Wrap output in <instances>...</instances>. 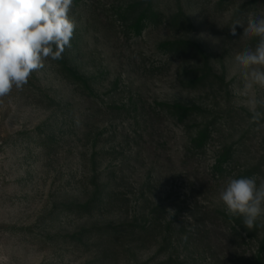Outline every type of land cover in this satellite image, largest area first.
Returning a JSON list of instances; mask_svg holds the SVG:
<instances>
[{
	"label": "rangeland",
	"instance_id": "374dc122",
	"mask_svg": "<svg viewBox=\"0 0 264 264\" xmlns=\"http://www.w3.org/2000/svg\"><path fill=\"white\" fill-rule=\"evenodd\" d=\"M250 14L264 0H74L63 58L0 99V264H264V215L245 230L219 196L264 180V89L235 60L259 38L230 33Z\"/></svg>",
	"mask_w": 264,
	"mask_h": 264
},
{
	"label": "clouds",
	"instance_id": "9594fccd",
	"mask_svg": "<svg viewBox=\"0 0 264 264\" xmlns=\"http://www.w3.org/2000/svg\"><path fill=\"white\" fill-rule=\"evenodd\" d=\"M74 0H0V99L13 88L23 89L34 72L45 66L46 60L63 58L77 27L72 17ZM237 25L244 36L258 37L235 56L242 70L246 90L258 86L264 89V17L249 15L245 26L239 19L230 25L231 35H237ZM251 122L264 120V99L248 101ZM226 211L243 217L242 223L251 230L264 215V180L255 177L229 178L219 193ZM172 215V210H169Z\"/></svg>",
	"mask_w": 264,
	"mask_h": 264
},
{
	"label": "trees",
	"instance_id": "16d2710c",
	"mask_svg": "<svg viewBox=\"0 0 264 264\" xmlns=\"http://www.w3.org/2000/svg\"><path fill=\"white\" fill-rule=\"evenodd\" d=\"M139 6L144 7V4L141 3V4L138 5V7ZM142 12H143V15L140 18L138 24H141L143 22V20H145V19L157 18L158 17V14L155 13L150 7L149 8H144V10ZM172 22L174 24H178V25L183 26V27L185 25H188V26L191 25L189 20H187L186 18H184L182 16H180V17L178 16V17L173 18ZM187 45L190 46V47L195 48L199 52H202V49H201L200 45H198L197 43L189 42ZM58 67L60 68V71H61L62 75H64V77L66 79H68V81H70L72 84H74L76 86H79V84L83 83V79L76 72H74L73 70L68 68L66 63H64V62L61 63L60 62V66H58ZM176 110L178 112H181L183 116H187L191 112L190 109L182 107V106H177ZM204 134L205 133H199V135L193 140L194 144H197V143L202 144L204 142V139H205ZM82 208H83V210H89L91 207H82ZM254 228L257 229L258 227L255 226ZM244 229L248 230V231H252L253 230V229L249 230L247 228H244ZM255 231L256 230H254V232Z\"/></svg>",
	"mask_w": 264,
	"mask_h": 264
}]
</instances>
